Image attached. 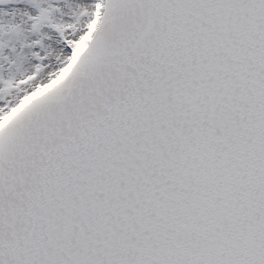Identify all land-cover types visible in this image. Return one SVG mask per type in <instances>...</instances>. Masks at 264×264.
Masks as SVG:
<instances>
[{"label": "snow or ice", "instance_id": "obj_1", "mask_svg": "<svg viewBox=\"0 0 264 264\" xmlns=\"http://www.w3.org/2000/svg\"><path fill=\"white\" fill-rule=\"evenodd\" d=\"M0 264H264V0H0Z\"/></svg>", "mask_w": 264, "mask_h": 264}]
</instances>
